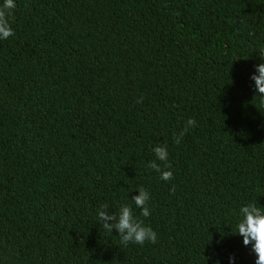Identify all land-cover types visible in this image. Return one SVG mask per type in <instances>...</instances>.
<instances>
[{
    "label": "trees",
    "instance_id": "obj_1",
    "mask_svg": "<svg viewBox=\"0 0 264 264\" xmlns=\"http://www.w3.org/2000/svg\"><path fill=\"white\" fill-rule=\"evenodd\" d=\"M16 4L0 40V264H255L232 232L242 206L264 208L251 79L264 0ZM165 141L170 181L147 166ZM103 204L131 205L157 242L125 247L98 221Z\"/></svg>",
    "mask_w": 264,
    "mask_h": 264
},
{
    "label": "clouds",
    "instance_id": "obj_2",
    "mask_svg": "<svg viewBox=\"0 0 264 264\" xmlns=\"http://www.w3.org/2000/svg\"><path fill=\"white\" fill-rule=\"evenodd\" d=\"M16 0H3L0 3V40H6L15 36V30L12 27L10 17L16 9ZM259 56L264 61V47L259 48ZM239 59L235 56L233 62ZM232 62V63H233ZM256 71L252 74L251 79L255 82L254 88L256 94H259L262 102H264V62L257 64ZM137 103L143 102V96L139 97ZM197 121L189 118L185 122L184 128L173 133V142L179 145L183 137L190 128L196 127ZM155 159L147 165L150 169L159 174V178L164 181H170L174 178L172 164L169 161V151L167 142L156 144L153 148ZM139 194L131 198L136 208L141 209V216L147 218L151 215L149 202L151 193L144 187H139ZM174 191V188L172 189ZM241 219L237 224V230L232 234H239L243 237L245 246L251 245L252 251L255 253V264H264V208L258 207L255 202H250L240 209ZM97 218L102 222V227L108 233L117 230L120 242L125 247L129 244L144 245L147 243L155 244L158 240L157 232L151 225L145 224L144 220L138 219L131 205H120L119 211L110 212L107 204L101 205L97 209ZM223 238V237H222ZM235 260V255L230 256V261Z\"/></svg>",
    "mask_w": 264,
    "mask_h": 264
}]
</instances>
